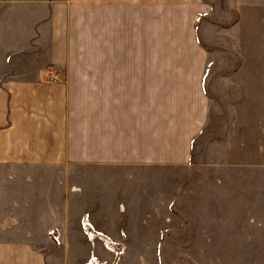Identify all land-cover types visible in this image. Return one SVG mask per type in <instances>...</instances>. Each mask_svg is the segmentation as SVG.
Here are the masks:
<instances>
[{
  "label": "crops",
  "instance_id": "1",
  "mask_svg": "<svg viewBox=\"0 0 264 264\" xmlns=\"http://www.w3.org/2000/svg\"><path fill=\"white\" fill-rule=\"evenodd\" d=\"M211 1L0 0V264H128L129 234L107 226H128L137 212L167 225L178 199L164 206L155 186L156 204L141 208L113 180L185 168L201 133L209 149L225 144L204 164L210 225L223 224L218 209L229 224L264 225V105L250 107V120L220 117L221 130L212 127L214 61L198 37L203 21L209 39L227 44L245 11L259 31L264 0H220V16ZM52 67L57 83L46 82ZM233 76L220 80L230 103L242 98ZM160 247L135 254L159 256Z\"/></svg>",
  "mask_w": 264,
  "mask_h": 264
},
{
  "label": "rangeland",
  "instance_id": "2",
  "mask_svg": "<svg viewBox=\"0 0 264 264\" xmlns=\"http://www.w3.org/2000/svg\"><path fill=\"white\" fill-rule=\"evenodd\" d=\"M211 2L215 5V13L220 16V10H223L221 1L212 0ZM250 13L245 11V18L239 26L238 33H234L227 44L223 43V38L217 33L211 34L209 39L207 28H204L207 25L203 21L201 24L198 36L200 43L211 52V58L214 61L205 91L211 99L212 110L217 111V114L212 115V127L217 123L219 131L221 130L220 117L226 124H229V120L231 121L233 117H239V120L243 121L250 120L248 119L250 107L253 104L264 105V21L261 19L259 31L255 27L253 30V19L247 16ZM215 39L218 41L215 42ZM227 75H234L233 90L239 95L241 91L242 95V98L232 99L231 103L221 96L220 80ZM224 89L226 92V88ZM231 104L234 106L233 109ZM221 110L223 113H219ZM226 124L222 131H225ZM208 142L205 134L201 133L193 149L192 163L185 168L152 167L147 168L152 172H146L143 169L134 173L137 175L151 173L158 177L145 178L143 175L128 178L125 181L113 180L117 192H129L128 196L136 199L137 205L141 208L156 204L155 186L160 187V192L164 195L166 200L164 206L169 200L178 199L176 202H171L173 207L171 214L174 219L167 225H158L155 219L145 220L144 214L137 212L128 226H107L111 232L124 230L129 234L131 242L128 246L133 251L127 259L128 264H264V225L257 230L252 225H236L233 220H230L231 224H229L225 218V215L228 216V211H220V209L216 212L220 216L219 220H223V224L210 225V218L208 216L206 218L203 170L204 164L210 160L207 152L210 151L212 160L217 162L216 157L220 153L221 146L225 145L219 146L218 139L217 145L209 149L206 145ZM238 152L239 149L235 147L233 157H236ZM215 153L217 154L214 155ZM244 153L246 156H251L249 148L244 150ZM164 169V175L157 172ZM111 185L114 187V184L111 183ZM84 191L85 200L89 201L91 198L89 185H85ZM144 211L148 213V210ZM132 214H130L131 217ZM160 238L163 242L154 243ZM209 240L212 241L209 242ZM154 244L161 246L159 248L161 251H157L159 256L155 255L154 249L144 251L145 256L142 258L136 256L135 250ZM101 245L107 253L117 254L116 249L113 248L114 243L104 241ZM96 264H108V262Z\"/></svg>",
  "mask_w": 264,
  "mask_h": 264
},
{
  "label": "built area",
  "instance_id": "3",
  "mask_svg": "<svg viewBox=\"0 0 264 264\" xmlns=\"http://www.w3.org/2000/svg\"><path fill=\"white\" fill-rule=\"evenodd\" d=\"M46 75H47V78H46L47 83H57L59 81V79H58L59 73H58L57 68H55V67L49 68L46 71ZM81 227H82V229L86 235L91 234V226H90L87 218L83 219ZM54 235H55V233L52 232L50 236L53 238L54 241L58 242V237L54 236Z\"/></svg>",
  "mask_w": 264,
  "mask_h": 264
}]
</instances>
